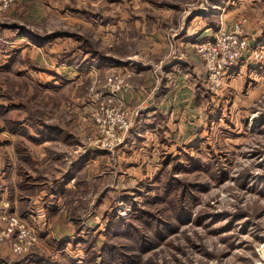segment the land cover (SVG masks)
<instances>
[{
  "label": "rangeland",
  "instance_id": "1",
  "mask_svg": "<svg viewBox=\"0 0 264 264\" xmlns=\"http://www.w3.org/2000/svg\"><path fill=\"white\" fill-rule=\"evenodd\" d=\"M125 1L123 3L131 7L130 10L125 7L130 31L120 30L121 35L114 42L105 39L110 31L79 28L81 22L75 15H80L74 9L81 7H77V3L71 4L70 11L74 17L69 21L54 17L55 20L49 18L47 24L32 27L43 32L44 36L47 32H54L60 37L72 36L71 44L63 40L48 47L49 56L52 57L53 53L51 64L60 60V56L65 57L67 52L71 54L77 50L115 57L120 64L104 68L81 67L74 62L63 64L61 71L70 68L73 74L67 73L68 81L59 82L50 89L52 96L43 89V85L49 84L41 78L37 93L32 90L34 83L28 76H6L8 78L2 79L7 89L1 90L0 102L13 103L15 99L20 101L18 97L22 96L25 103L33 102L41 109L40 117L43 115L47 117L46 120L62 124L78 137L76 144L80 145L74 146L76 149L73 146L70 149L56 147L51 156L48 152L42 158L39 156L42 159L40 164H47L49 175L56 174L59 167L67 171L76 158H83L89 153L91 156V164L86 168L85 176L78 180L79 188L74 196L79 199V204L82 203L77 206V213H81L82 220L70 224V234L65 236H57L51 226V230L41 234L39 226L27 222L36 234L21 255L14 253L18 260L16 262L264 264V86L256 94L253 89L246 95L241 86L247 77L239 73L243 68L264 64L263 46L254 38L246 36V18L237 20L231 31L243 23L240 32L242 38H247L249 53L238 64V72L231 74L219 89H214L209 83L206 63L197 48L200 42L213 37L219 30L199 41L193 52L199 61L197 66L202 71L197 84L198 89L202 88L204 97L199 110L200 113L202 109L203 114L198 116L195 124L174 126L173 123V126L163 129V134L169 139L166 145L161 143L160 146L162 149L167 146L166 152L171 151L168 154L171 162L166 176L160 182L155 180L158 171L155 166L159 165L162 158L163 169V161L168 157L153 156L152 150L160 149L157 132L146 133L154 137L148 144L135 140L141 137V133L132 131L138 123L136 119L139 112L125 105L122 94L124 89L131 88L130 82L136 73L134 62L149 63L156 82L155 88H159L157 84L160 82L162 66L159 62L170 51L165 50L162 40V45L154 50L148 37L157 33L164 39L165 33L169 37L173 34L170 37L173 43L174 36L180 33V25L187 20L189 10L195 9L193 11L198 14L200 12L208 16L210 5L216 0ZM130 1L136 9L133 10ZM233 2L235 4V0H227L226 4ZM176 6H181V11L177 10L174 18L168 19L167 15L158 11V8ZM14 7L0 14V21H6L3 19L6 18L4 14ZM110 9V4H107L99 10L107 15H115ZM171 19L174 23L167 24ZM82 24L88 26L86 22ZM169 45L167 47L170 48ZM45 53V50L40 49L41 57L43 55L45 58ZM78 74L82 76H74ZM239 76L241 81L237 80ZM232 79L237 80L233 88ZM252 86L254 88V84ZM154 93L153 100L156 96ZM108 95H115L121 101L110 102ZM91 101L96 105L92 106L91 111L84 110ZM11 116L21 118L14 109ZM182 117L188 119L187 116ZM1 122L3 120L0 119ZM126 123L131 125L128 131L123 128ZM189 127L191 130H188ZM174 133L178 134L177 138H174ZM2 139L6 138L0 136V149L7 151L8 157L14 162V138H10L13 139L11 144ZM43 151L38 149L37 152ZM66 152L68 155L64 157L63 164L61 160L53 159L58 153ZM173 178L178 182L173 190L166 191L161 187ZM98 203L101 205L97 206ZM51 224L54 226L53 222ZM118 224L120 226L116 234L109 236L108 227ZM76 225L81 229L78 232ZM125 225L130 226L134 233L127 235V231L121 227ZM11 242L13 244V240Z\"/></svg>",
  "mask_w": 264,
  "mask_h": 264
},
{
  "label": "crops",
  "instance_id": "2",
  "mask_svg": "<svg viewBox=\"0 0 264 264\" xmlns=\"http://www.w3.org/2000/svg\"><path fill=\"white\" fill-rule=\"evenodd\" d=\"M123 2L126 1L20 0L13 10L4 14L6 18L3 19H6V21H0V92L7 89L6 83H3L4 80H2L6 76H15V78L28 76L31 82L34 83V87H31L34 92H38L39 79L41 78L45 80L46 84H49L43 85L45 86L43 89L45 88L47 94L52 96L49 92L50 89L55 88L59 82L68 81L69 78H66V76L69 73L73 74L70 68L63 69L62 72L61 66L63 64L74 62L81 67L96 66L98 68L120 64V61L115 57L78 50L71 54L67 52L64 54L65 57L60 56V60L58 59L51 64L53 53L52 57L49 56L48 47L54 42L63 40L71 44L72 39L70 37L72 36L60 37L58 34H53L54 32H47L48 34L44 36L43 32L32 29V27L38 28L41 23L47 24L49 18L53 21L55 20L54 17L69 21L68 19L74 17V14L70 11L71 4L77 3L76 6L81 7L74 9L80 15V17L75 15L81 22L79 28L82 30V28L91 27L99 31H110L106 34L105 39L114 42L121 35L120 30L130 31L131 27L128 23V16L125 15L127 9L130 10L131 7L129 8V5ZM226 2L227 0L211 2L208 16L200 12L198 14L193 11L195 9L189 10L187 20L180 25V33L174 36L176 38L173 43L170 38L173 34L169 37L165 33L164 39L157 33L148 37V42L153 44L154 50L163 44L165 50L170 51V54L163 56L159 62L162 65L160 68L161 73H159L160 82L157 84L159 88H155L156 82L151 75L149 63L139 62L135 64L134 62L136 73L130 82L131 88L124 89L122 98L127 107L137 109L139 112V117L136 119L138 123L132 130L133 133H141V137L135 139L137 142L144 141L145 144H148L154 137L150 134L148 136L146 133L157 132V142L160 149L154 148L152 150L155 158L168 157L171 152H166L167 146L163 149L160 146L161 143L166 145L169 139L163 134L164 128L168 129L173 126V123L174 126L175 124L182 125V123L186 126L195 124L198 116L201 117L203 114L202 109L200 113L199 110L204 97L202 88L201 90L198 89L197 84L202 71L197 66L199 61L193 52L199 41L221 28L225 31H231L234 29L237 20L246 18L247 22L244 25L246 36L254 38L264 49V0H235L234 5L226 4ZM130 3L133 2L130 1ZM107 4H110V12L115 13V15L102 13L101 10ZM132 8L133 10L136 9L134 3ZM177 10L181 11V6L180 8L177 6L174 8H158L160 14L163 12L168 19L169 17L174 18ZM155 12L157 11L155 10ZM85 22L88 23L87 27L82 24ZM171 23L172 19L167 24L172 25L174 22ZM143 25L145 32L146 22ZM54 35L57 36L54 37ZM161 40L163 41L162 44H160ZM167 42L168 45H171H169L170 48L167 47ZM151 44L149 43L150 46ZM40 49L45 50V58H43V55L41 57ZM155 55L158 54L153 56ZM57 66L60 68L57 69ZM235 72H238L237 67L231 71L230 75ZM239 73L240 75L243 74L242 77H247L245 84L241 86L244 87L245 92L243 93H246V95L252 92L253 89H255L256 94L257 90L263 88L264 64L250 69L243 68ZM71 75L70 78H72ZM74 76L81 77L82 75ZM241 79V76H239L237 80L241 81ZM237 80L232 79V88ZM73 84L74 82L71 83V85ZM154 92H156L155 100H153ZM18 98L20 101L15 99L13 103L0 102V119L3 120L0 123V134L6 138L2 140L9 144L13 143V139L10 138L15 140L14 149L12 150L15 154L14 162L10 159V156L8 157L7 151L0 149V217L14 215L24 219L30 225L33 223L37 227L39 226L41 234L47 233L53 227L57 236H65L67 233L70 234V224L82 220L81 213H77V206L82 203L79 204V199L74 196L79 188L78 180L85 176L86 168L91 164L90 153L83 158H76L71 166L67 168V171L59 167L56 174L49 175L47 164H40L41 158L47 152L50 155L56 147L63 146L70 149L71 146H79L80 144H76V138L78 137L71 134L68 128L62 124L54 123L49 119L46 120L47 117H43V115L40 117L39 112L41 109L33 105V102L27 104L23 101L22 96ZM95 105L93 101L88 102L84 110L91 111L92 106ZM12 109L15 112L18 111L21 118L11 116ZM182 116H187L188 119L186 117L183 119ZM177 117L180 118L179 121ZM140 125H143V127ZM188 130H191L190 127ZM175 137H178L177 133H174ZM179 137H181V134ZM38 149L44 150L43 153H40L41 151L38 153ZM91 151L93 152V150ZM118 152L120 151L118 150ZM9 153H11V150H9ZM66 155H68V152L58 153L53 159L56 161L61 160L63 164ZM161 160L162 158L158 163L159 165L155 166L156 171L158 170L157 173L162 168ZM132 189L134 187L130 190ZM99 203L97 206L101 205ZM76 226L77 232L80 231V226ZM2 230L3 227L0 221V231ZM11 247L12 242L9 240L0 242V264H17V257Z\"/></svg>",
  "mask_w": 264,
  "mask_h": 264
},
{
  "label": "built area",
  "instance_id": "3",
  "mask_svg": "<svg viewBox=\"0 0 264 264\" xmlns=\"http://www.w3.org/2000/svg\"><path fill=\"white\" fill-rule=\"evenodd\" d=\"M20 0H0V14L12 9ZM239 23L234 31H219L208 39L200 42L198 52L206 63L209 83L214 89H219L225 80L229 79L230 73L240 62L246 59L249 50L247 38H242ZM261 50H264L261 48ZM110 102H120L115 95H108ZM131 125L126 123L123 128L128 131ZM3 230L0 231V241L13 240V253L21 255L31 244L32 236L36 232L24 219H15L12 216L0 217ZM26 230V231H25ZM16 241V243H15Z\"/></svg>",
  "mask_w": 264,
  "mask_h": 264
},
{
  "label": "trees",
  "instance_id": "4",
  "mask_svg": "<svg viewBox=\"0 0 264 264\" xmlns=\"http://www.w3.org/2000/svg\"><path fill=\"white\" fill-rule=\"evenodd\" d=\"M55 36H57V35H54V37ZM170 162H171L170 157H168L165 161H163V169H161V171L159 173H157L155 180L157 179L160 182L163 181V176L164 175L166 176L167 171H168L167 168L169 167ZM175 185L177 186L178 182L176 180H174V178H173L172 180H169V182H167V185L161 186V187H163L166 191L167 190L169 191V190H173ZM118 226H120V225L118 224L117 226L116 225L109 226L108 231H107L108 235L114 236V234H116V232H117L116 229L118 228ZM121 227L123 228V230L127 231V233H126L127 235H129V234L131 235L132 232L134 233L133 229L130 226L125 225V226H121ZM129 232H131V233H129ZM110 254H112V252H110ZM17 264H19V263H17Z\"/></svg>",
  "mask_w": 264,
  "mask_h": 264
}]
</instances>
